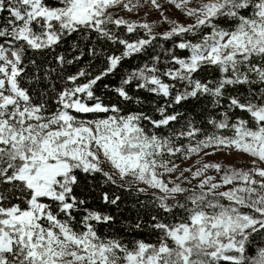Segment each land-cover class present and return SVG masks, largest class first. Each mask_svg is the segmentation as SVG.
Segmentation results:
<instances>
[{"label": "snow or ice", "instance_id": "obj_1", "mask_svg": "<svg viewBox=\"0 0 264 264\" xmlns=\"http://www.w3.org/2000/svg\"><path fill=\"white\" fill-rule=\"evenodd\" d=\"M0 264H264V0H0Z\"/></svg>", "mask_w": 264, "mask_h": 264}, {"label": "rangeland", "instance_id": "obj_2", "mask_svg": "<svg viewBox=\"0 0 264 264\" xmlns=\"http://www.w3.org/2000/svg\"><path fill=\"white\" fill-rule=\"evenodd\" d=\"M150 18L151 19H155V15L151 16ZM209 159H211V160H220L221 157L219 155H217V156L209 157ZM233 159L238 160L241 164H243V160L246 159V157L245 158L233 157ZM189 163H191V161H189Z\"/></svg>", "mask_w": 264, "mask_h": 264}, {"label": "trees", "instance_id": "obj_3", "mask_svg": "<svg viewBox=\"0 0 264 264\" xmlns=\"http://www.w3.org/2000/svg\"><path fill=\"white\" fill-rule=\"evenodd\" d=\"M127 199V198H126Z\"/></svg>", "mask_w": 264, "mask_h": 264}]
</instances>
